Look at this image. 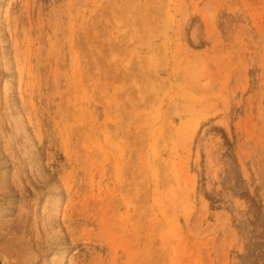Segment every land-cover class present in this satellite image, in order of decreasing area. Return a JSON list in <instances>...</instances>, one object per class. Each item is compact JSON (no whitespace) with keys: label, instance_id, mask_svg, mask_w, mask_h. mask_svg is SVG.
Listing matches in <instances>:
<instances>
[{"label":"rangeland","instance_id":"1","mask_svg":"<svg viewBox=\"0 0 264 264\" xmlns=\"http://www.w3.org/2000/svg\"><path fill=\"white\" fill-rule=\"evenodd\" d=\"M0 2V201L47 260L264 264V0Z\"/></svg>","mask_w":264,"mask_h":264},{"label":"bare ground","instance_id":"2","mask_svg":"<svg viewBox=\"0 0 264 264\" xmlns=\"http://www.w3.org/2000/svg\"><path fill=\"white\" fill-rule=\"evenodd\" d=\"M6 189L8 190L5 191V195L1 198L2 201H0V208L5 211L3 215L2 214L0 215V260H1L0 264H55L57 263V259L55 257H52V258L50 257L47 260V258L45 257L46 253L44 251V247L42 248L39 243L31 242V239L33 236L37 240L44 237L43 235H45L46 233L45 230H47L48 222L46 224L41 222L44 230L41 231L42 234L39 233L43 237L39 238L38 236L40 235L37 236V232L35 230L36 225L34 224V228L32 226L33 223L38 222L37 214H36L37 212L35 210H31L29 207L24 205L22 201H20L19 204H15L14 202L15 200L13 199L14 197L13 192H11L9 186L8 188L6 187ZM45 208L47 207L45 206ZM12 210H15V212H13ZM42 220H43V216H42ZM47 221H49V219ZM18 230L22 231L21 236H18V233H17ZM33 231H35V233ZM24 238L26 239L24 240ZM45 239H46V236H45ZM34 242H37V241H34Z\"/></svg>","mask_w":264,"mask_h":264}]
</instances>
